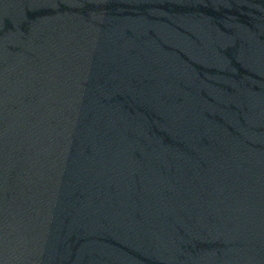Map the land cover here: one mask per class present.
Here are the masks:
<instances>
[{"label":"water","instance_id":"95a60500","mask_svg":"<svg viewBox=\"0 0 264 264\" xmlns=\"http://www.w3.org/2000/svg\"><path fill=\"white\" fill-rule=\"evenodd\" d=\"M0 264H264V0H0Z\"/></svg>","mask_w":264,"mask_h":264}]
</instances>
